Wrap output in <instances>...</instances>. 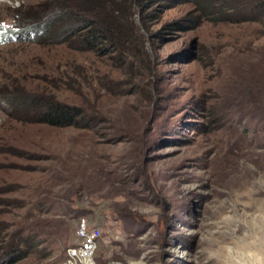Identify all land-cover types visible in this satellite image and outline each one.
<instances>
[{
  "label": "rangeland",
  "instance_id": "rangeland-1",
  "mask_svg": "<svg viewBox=\"0 0 264 264\" xmlns=\"http://www.w3.org/2000/svg\"><path fill=\"white\" fill-rule=\"evenodd\" d=\"M70 2L0 6L17 30L0 37V246L63 264L85 217L92 264H264V0H159L145 28L120 10L128 51L104 54ZM5 90L88 126L39 122Z\"/></svg>",
  "mask_w": 264,
  "mask_h": 264
},
{
  "label": "trees",
  "instance_id": "trees-1",
  "mask_svg": "<svg viewBox=\"0 0 264 264\" xmlns=\"http://www.w3.org/2000/svg\"><path fill=\"white\" fill-rule=\"evenodd\" d=\"M66 1L68 2V0ZM157 2H159V0H74V3L70 2L72 4L70 5L72 9H70L67 16L69 18H77V20L82 22V28L86 29V31L83 36H81V40L85 43L88 50L104 54L105 52L113 51L115 48L123 51V47L128 51V47L125 45L126 40H123L117 28L119 26V21L115 18H118L119 11L124 10L127 12L125 18H129L133 15L132 9L136 8L137 13L139 12L141 15L140 25L145 28V22L148 17L145 11ZM208 12L212 13L211 11ZM37 26H34V29L37 28L38 30H42L40 35L50 30L49 23L43 22L40 26ZM167 27L174 30L187 29L185 25L182 24L181 20L165 24L164 28ZM0 30L3 32L10 29L0 28ZM11 30L17 31L16 29ZM102 32L108 35L105 36ZM31 33L33 34L34 30ZM2 94L8 95V98L12 99L13 103L18 107H33L34 111H36V119L39 122L54 127L82 126V124L88 126L82 123L84 111L79 106L57 102L51 97L44 99L41 97L42 95H33V93L30 95H28V93L27 95H21L18 91L13 93L5 90ZM0 243L4 244V242ZM14 246L10 245L9 249L8 245L4 247L0 246V264H14L25 256L22 249L17 247L14 248Z\"/></svg>",
  "mask_w": 264,
  "mask_h": 264
},
{
  "label": "built area",
  "instance_id": "built-area-1",
  "mask_svg": "<svg viewBox=\"0 0 264 264\" xmlns=\"http://www.w3.org/2000/svg\"><path fill=\"white\" fill-rule=\"evenodd\" d=\"M100 235V228L97 225H90L85 217L79 218L74 242L66 249L63 264H92L99 246Z\"/></svg>",
  "mask_w": 264,
  "mask_h": 264
},
{
  "label": "clouds",
  "instance_id": "clouds-1",
  "mask_svg": "<svg viewBox=\"0 0 264 264\" xmlns=\"http://www.w3.org/2000/svg\"><path fill=\"white\" fill-rule=\"evenodd\" d=\"M0 28L1 29H10L8 31H3V32L0 30V37H5L6 35H10L13 37L14 35L17 34V32L11 30V27L5 28V27L0 26Z\"/></svg>",
  "mask_w": 264,
  "mask_h": 264
},
{
  "label": "bare ground",
  "instance_id": "bare-ground-1",
  "mask_svg": "<svg viewBox=\"0 0 264 264\" xmlns=\"http://www.w3.org/2000/svg\"><path fill=\"white\" fill-rule=\"evenodd\" d=\"M4 0H0V6H1V4H2V2H3ZM263 225V224H262ZM263 228V227H262Z\"/></svg>",
  "mask_w": 264,
  "mask_h": 264
}]
</instances>
